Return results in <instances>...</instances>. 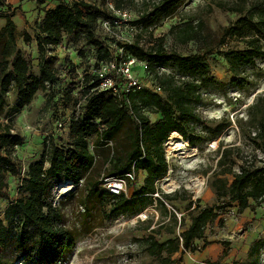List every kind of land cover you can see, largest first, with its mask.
<instances>
[{"label": "trees", "instance_id": "obj_1", "mask_svg": "<svg viewBox=\"0 0 264 264\" xmlns=\"http://www.w3.org/2000/svg\"><path fill=\"white\" fill-rule=\"evenodd\" d=\"M213 1L219 9L237 15L222 29L216 44H212L209 32H203V21H194L190 15H179V22L170 26L169 32L175 40L181 44L190 41L196 44V50L189 54L168 49L163 36L152 39L146 47L139 44L143 31L155 27L160 18L175 14L182 3V0L144 1L147 10L135 21L139 36L126 47L125 52L127 56L146 63L159 91L145 86L130 90L126 94L127 104L123 95V80L117 79L119 93L114 96L108 91H91L95 77L85 76V89L82 90L85 99L79 116L69 123L68 144L45 145L39 157L28 163L23 174L20 160L12 153L20 140L12 134L11 124L0 123V198H7V176L20 178L19 195L9 201L4 210V220L0 219V264H13L6 253L11 243L24 253L23 259L27 264H58L73 248L77 236L65 225L61 206L54 205L51 198L53 186L61 179L73 184L74 190L68 197L78 199L84 212L89 211L86 203L90 202L102 209L104 217L136 213L152 204L154 199L162 217L171 221L169 225L160 221L158 227L168 226L170 237L159 241L149 234L137 241L144 245L148 254L159 257L162 264L180 260L183 249L195 251L212 242L224 247L222 257L227 254L229 242L209 241L205 230L216 219L222 225L220 215L226 206L235 204L239 213L246 209L255 213L256 208L264 203V92L257 94L247 105L245 119L235 118L243 139L251 140L253 147L262 153L260 163L245 157L235 170L236 158L232 149L222 148L219 144L210 180L216 197L214 204L201 206L199 198L193 203L191 196L165 193L157 185L169 167L164 142L170 134L179 135L187 145H197L203 139L217 138L231 124L230 120H225L211 128L197 112V108L205 104V91L213 83L220 82L210 71L207 55L226 46L217 53L233 76L230 83L238 90L254 88L264 77V66L257 64V59L264 58V0ZM1 3H6V0H0ZM115 6L120 8L118 0ZM6 8V11H0V17L5 20L0 27V114L4 112L11 90L18 95V103L11 108L12 112H16L30 103L38 89L54 83V71L45 58L48 46L56 45L62 34H72L76 30L93 36L98 19L113 16L111 12L85 0H62L45 9L41 19L34 22L39 68V76L35 77L31 73L30 56L17 45V27L13 20L16 7L6 4ZM20 36L25 43L32 40L27 30H22ZM231 39L237 42L236 46L228 45ZM117 53L116 49L114 54L109 48L103 49L107 59L115 58ZM164 63H172L179 75L157 72L156 66ZM76 87L77 84L69 85L62 95L65 107L74 108L77 103L74 95ZM253 131L255 135H252ZM205 132H208L206 138L203 136ZM100 158L101 164L107 166L102 176L98 163ZM131 171H143L145 177L130 198L124 193L112 194L101 188L102 178L123 176ZM228 175L231 176L230 181ZM155 192L166 202L187 200L190 222L181 230V240L174 233L176 227L184 223V216L178 218L173 206L169 210L162 199L153 198ZM198 242L202 243L201 246ZM263 243L261 239L250 243L247 257L251 259V264H259L258 255Z\"/></svg>", "mask_w": 264, "mask_h": 264}, {"label": "rangeland", "instance_id": "obj_2", "mask_svg": "<svg viewBox=\"0 0 264 264\" xmlns=\"http://www.w3.org/2000/svg\"><path fill=\"white\" fill-rule=\"evenodd\" d=\"M59 1L62 0H20V4L15 9L13 20L17 27V45L24 53L30 56L32 61L31 73L35 77L39 76V68L37 66L38 53L34 38V22L41 19L45 9L54 7ZM66 1L73 2L76 0ZM85 1L93 2L97 7L109 11L106 6V0ZM116 1L111 0L113 4ZM118 1L120 2V8L131 12L132 31L130 32L133 40H135L139 36L137 35L139 28L135 21L147 10L143 2L151 3L156 0ZM12 2L17 3L14 0ZM6 10V3H1L0 11ZM182 14L194 17V21L202 20L205 26L203 32L211 34L212 44H216L219 41L222 29L232 23L237 17L235 13L216 7L213 0H182L175 14L170 17L160 18L155 27L141 33L139 44L146 47L152 39L163 36L165 46L168 49L181 54L193 53L196 50V44L193 41L181 44L169 32L170 26L178 23L179 15L181 16ZM22 30H27L31 34V41L23 42L20 36ZM150 31L151 33H149ZM112 36L105 34L101 30L99 19L93 36H87L82 30H76L72 34H62L58 42L62 45L60 47L53 46V48L48 46L49 48L45 52V58L50 62L55 74L54 83L38 89L30 103L25 104L16 112H12L11 108L18 103V95L13 90L9 92L4 112L0 114V123L8 122L11 124L12 134H15L20 140V144L14 146L12 153L21 162L22 174L26 170L28 163L39 157L45 145L51 143L57 145L68 144V127L73 119V108L72 106L65 107L61 97L68 86L72 84H77L74 89L76 97L83 94L81 88L85 89V84L80 85V77H93V70L98 65V62L102 59H107L103 55V49L109 48L113 54L115 53V49L119 44ZM92 41L94 42L91 43ZM228 45L236 46L237 42L231 39L228 40ZM225 47L224 45L215 49L213 53L206 57L210 64L211 73L220 82L213 83L205 91V104L199 106L197 112L206 125L211 128L225 120H230L231 124L217 138L203 139L197 145L188 143L189 145L187 146L189 148L197 150V155L190 161L185 162L176 153L170 151L166 142L164 148L170 157L171 168L157 182L163 192L169 194L177 193L180 196H191L193 203H195L196 198H199V204L202 206L216 202L214 195L208 202H205L203 196L207 190H212L210 187L212 174L210 172L206 175V172L211 167L215 168L216 166L219 144L222 147H230L232 149V154L236 158L235 170H238L245 157L257 160V164L260 163L259 160L262 158V153L253 147L251 140L243 139L242 131L237 126L235 118L236 116L244 119L247 117V105L252 103L257 94L264 92V77L258 81L254 88L238 90L230 83L233 76L228 71L224 59L217 53ZM139 61L137 60L132 65L131 72L140 80L143 86L155 89L156 81L153 73L148 71L147 67ZM257 64L264 66V58L257 59ZM156 71L179 75L177 68L172 63L159 64L156 66ZM253 132L252 135H255V131ZM203 134L204 138L208 136V132ZM177 136L181 138L179 135ZM171 137L175 138L176 136L170 134L169 138ZM168 139L166 140L168 141ZM98 163L101 166L100 176H102L107 171V166L104 167L101 164V158ZM166 176H169L175 184L174 188L170 189L163 184V179ZM227 177L230 181L231 176L228 175ZM195 178L201 179L203 182L200 191H196L189 186V182ZM142 182V177L138 176L137 173V179L127 183V189L124 194L130 198L132 192ZM62 183H68L69 188L67 191H62L59 188ZM19 186L20 178L12 175L7 176V198H0V219L4 220V210L9 201L18 197ZM73 190L74 186L72 183L66 179H61L55 183L51 192L53 204L61 206L65 225L72 229L77 236L73 248L58 264H162L159 257L148 254L144 245L137 241L138 238L149 234L159 241H164L170 237L167 232L168 226L165 228L158 227L160 221L165 222V225H169L171 221H168L166 217H162L154 199L152 204H148L136 213L104 217L100 207L92 206V203L87 201L86 205L89 211L84 212L77 201L78 199L68 197ZM167 203L169 210L173 206L177 214H181L185 218L182 226H177L175 229L174 235L177 236L190 222V209H186L187 200L181 201L178 199ZM256 210L253 213L248 209L241 214L238 212L237 206L232 204L224 207V213L220 215L222 217V225H219L218 219L207 225L206 232L208 235H214L219 238L215 240L229 242L225 256L222 257L224 247L221 244H216L208 246L206 250L201 248L184 252L181 259L173 264H196V261L199 260H205L211 264H251V259L247 257L250 243L254 239H261L264 242V203L257 207ZM140 214L141 216H139ZM144 215L146 216L144 217ZM4 224L7 225L6 222ZM15 246L14 243H11L7 247V255L13 264H27L26 260L23 259L24 253L19 252ZM258 258L259 264H264V246L261 248Z\"/></svg>", "mask_w": 264, "mask_h": 264}, {"label": "built area", "instance_id": "obj_3", "mask_svg": "<svg viewBox=\"0 0 264 264\" xmlns=\"http://www.w3.org/2000/svg\"><path fill=\"white\" fill-rule=\"evenodd\" d=\"M106 6L113 16L110 18L99 19L100 28L105 34L113 35L112 37L119 44L116 47L118 53L115 58L100 60L98 62V65L93 70V76L95 77V85L90 90L108 91L112 95L117 96L119 93L117 79L123 80V95L125 96V102L129 104V101L126 99V94L130 90L134 91L135 89L144 87L141 84L140 80L135 77L134 74L131 72V67L133 64H135L137 59L132 56H127L125 52L126 47L131 45L134 41L130 32L132 31L131 12L126 9L116 7L115 4L111 2V0H106ZM61 45V43H57L56 45H50V47H60ZM139 62L146 67V63L144 61ZM84 78L85 76L80 77V85L84 83ZM81 90L84 89L81 88ZM155 90L159 91V87L156 86ZM84 99L85 95L82 96V94L77 97V103L74 105L73 108L74 119H77V117L79 116L81 107L84 103ZM109 145L111 146L112 143L109 142ZM165 145L166 141L164 142V146ZM165 158L170 166V157L166 153V150ZM168 168L170 169V167ZM136 179L137 173L135 171H131L123 176L104 177L101 179L100 186L102 189L108 191L109 193L120 194L126 192L128 182L135 181ZM152 196L154 198L162 199L166 206H168V203L161 197L159 193L155 192L152 194ZM176 215L178 218H180L181 216V214H177V212ZM139 216H141V214ZM145 216L146 215H144V217ZM177 235L181 240L180 233H178ZM183 250L184 252L188 251L185 249ZM196 264L211 263L206 262L205 260H199L196 261Z\"/></svg>", "mask_w": 264, "mask_h": 264}, {"label": "bare ground", "instance_id": "obj_4", "mask_svg": "<svg viewBox=\"0 0 264 264\" xmlns=\"http://www.w3.org/2000/svg\"><path fill=\"white\" fill-rule=\"evenodd\" d=\"M175 136V138L171 137L168 139V141H166L169 145L170 151L176 153L185 162L190 161L197 155V150L195 148H189L181 138H179L177 135ZM202 183L203 182L201 179L195 178L189 182V186L194 188L196 191H200L202 188ZM163 184L170 189L175 187V184L171 181L169 176H166L163 179ZM59 188H61L62 191H67L69 188L68 183H62Z\"/></svg>", "mask_w": 264, "mask_h": 264}, {"label": "crops", "instance_id": "obj_5", "mask_svg": "<svg viewBox=\"0 0 264 264\" xmlns=\"http://www.w3.org/2000/svg\"><path fill=\"white\" fill-rule=\"evenodd\" d=\"M14 1H16L17 3H14V2H12V0H6V4H10L11 6H12V8H14V7H17L19 4H20V0H14ZM23 2V1H22ZM24 3V2H23ZM1 20H3V21H1ZM4 22H5V20L2 18V17H0V27H2L3 26V24H4ZM223 148V147H222ZM170 167V166H169ZM171 168V167H170ZM169 169V168H168ZM214 169V167H211L210 168V170H208L207 172H206V175H208L210 172L212 173V170ZM138 176H141L142 177V181H143V179H144V177H145V172H143V171H139L138 172ZM214 195V192H213V190H207L205 193H204V200H205V202H208L211 198H212V196ZM215 196V195H214ZM205 205H207V204H204L203 206H205ZM211 205V204H210ZM202 206V205H201ZM168 207V206H167ZM246 210H248V209H246ZM245 210V211H246ZM255 211H257V210H255ZM242 214V213H241ZM254 217V216H253ZM167 218V217H166ZM186 227H187V225H186ZM205 234H206V238H207V240H209V241H211V240H215V239H219L218 237H216V236H214V235H208L207 234V232H206V230H205ZM198 244H199V246H201V242H198ZM216 244H220V243H217V242H212V243H210L209 245H207L205 248H203V250H206V248H208V246H213V245H216Z\"/></svg>", "mask_w": 264, "mask_h": 264}]
</instances>
